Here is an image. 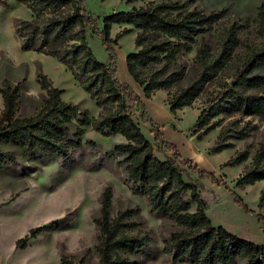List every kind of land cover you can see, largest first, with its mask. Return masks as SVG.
<instances>
[{
  "label": "trees",
  "instance_id": "16d2710c",
  "mask_svg": "<svg viewBox=\"0 0 264 264\" xmlns=\"http://www.w3.org/2000/svg\"><path fill=\"white\" fill-rule=\"evenodd\" d=\"M134 4L140 0H125ZM31 12L30 20L19 21L15 34L21 50L37 51L59 60L70 70L79 85L104 111L92 118L86 109L64 102L63 90L51 79L37 73L36 80L46 93L42 105L34 115L17 116L18 100L26 79L16 84L5 81L0 87L3 109L0 117V168L17 165L18 157L7 146L18 147L23 156L35 164H45L50 158H66L83 147L86 127L104 136L120 135L125 142L117 144L111 155L122 157L118 165L124 169L125 184L132 194L145 197L150 213L172 220L176 230L164 241L163 252L174 262L186 264H230L235 256L245 264H264V245L256 244L231 233L222 226H214L207 214V204L192 180L209 175L194 160L185 158L177 147L164 140L160 126L152 122L144 100L132 87L118 78L117 52L114 44L132 30H138L135 44L139 48L127 55L129 74L142 87L146 99L158 91L168 92V106L172 114L191 107L210 82L219 78L233 61L239 45L236 27L220 37L218 47L204 43L205 35L213 30L218 20L215 13L187 11L186 4L173 0L149 1L146 6L114 12L99 20L86 9L85 0H17ZM260 47L247 53L230 80H225L210 95L207 106L200 112L192 134L202 139L221 126L219 116H256L264 120V11L258 16ZM114 25L126 26L112 38ZM127 27H131L130 29ZM98 35L108 52L107 63L95 57L89 36ZM200 39H202L200 41ZM196 50L198 71L195 78L173 94L169 90L182 82L186 67L178 64L183 52ZM151 123L154 142L142 132L140 123ZM222 127L211 153L233 148V139H245L246 128ZM92 148L98 144L87 142ZM156 152L165 154L160 159ZM248 148L236 152L227 162L241 165L249 158ZM56 160V159H55ZM188 178L185 181L184 178ZM264 180V146L261 145L252 161L244 167L237 180L238 186L254 185ZM189 193V198L186 194ZM113 190L105 188L101 197L100 217L95 219L99 230L95 251L98 264H131L126 255L148 248L152 238L147 232L129 234L130 223L136 213L127 209L111 218ZM264 201V189L260 204ZM195 209L193 210V205ZM46 226L32 229L35 238ZM28 237L18 241L25 248ZM62 264H75L61 258Z\"/></svg>",
  "mask_w": 264,
  "mask_h": 264
},
{
  "label": "rangeland",
  "instance_id": "374dc122",
  "mask_svg": "<svg viewBox=\"0 0 264 264\" xmlns=\"http://www.w3.org/2000/svg\"><path fill=\"white\" fill-rule=\"evenodd\" d=\"M149 1L152 0L127 4L125 0H85V5L102 26L105 16L146 6ZM173 1L186 4L187 11L198 10L218 16L213 30L205 35L204 40V43L214 48L218 47L220 37L228 29L236 27L239 45L233 61L219 74L218 79L205 86L203 93L191 107L174 115L168 106L167 91H158L151 99H146L142 87L127 70V55L139 49L135 44L139 31L134 29L122 36L117 45L114 44L118 78L139 93L152 122L163 131L164 140L175 145L183 157L194 160L201 169L209 172L208 176L202 178L195 174L192 180L207 204V214L212 224L222 226L253 243L264 245V201L260 204L264 180L254 185H237L244 167L252 161L257 149L264 146V120L256 116L241 115L216 118L214 121L220 119L222 127L232 124L233 129L246 128L249 133L245 139L230 140L233 148L220 153H211L210 149L215 146L221 126L202 139L192 134L210 95L225 80L231 79L247 53L262 45L258 16L261 10L264 11V0ZM30 19L31 12L26 5L17 0H0V87L5 81L14 85L19 80L26 79L18 100L17 116L30 117L41 107L46 96L36 80L37 73L41 71L51 79L56 88L64 91V102L79 105L88 110L92 118H98L104 111L96 106L72 72L58 59L37 51L21 50L15 27L19 21ZM124 28L126 26L114 25L112 38L115 39ZM89 44L97 60L107 63L109 56L102 39L98 35H90ZM177 61L187 70L182 82L169 90L171 94L178 88L187 86L198 71L195 49L183 52ZM2 109L0 94V117ZM139 125L143 134L154 142L151 123ZM89 141L96 142L98 146L90 147L87 143ZM123 142L125 140L120 135L107 137L86 127L80 150L66 158L47 159L42 165L23 156L18 147H5L18 157L19 163L0 168V264H62V257L75 264H98L95 248L99 230L95 219L100 217L101 197L107 187L113 190L111 218L121 211L133 209L136 213L129 222L136 226L128 229L129 234L136 235L142 231L149 233L152 238L148 248L126 255L131 264H186L174 262L171 255L163 252L165 239L176 230L175 223L150 213L147 199L132 194L125 184L124 169L118 165L122 157L111 155L113 148ZM247 148L250 155L246 162L236 166L227 165L236 152ZM156 155L165 159L162 152H156ZM184 179L188 181V178ZM186 198H189V193ZM43 226L47 229L41 235L30 237L32 229ZM27 237V246L18 247V241ZM230 264L245 263L235 256Z\"/></svg>",
  "mask_w": 264,
  "mask_h": 264
},
{
  "label": "crops",
  "instance_id": "0c3cea01",
  "mask_svg": "<svg viewBox=\"0 0 264 264\" xmlns=\"http://www.w3.org/2000/svg\"><path fill=\"white\" fill-rule=\"evenodd\" d=\"M138 92H139V90H138ZM139 94V93H138Z\"/></svg>",
  "mask_w": 264,
  "mask_h": 264
}]
</instances>
